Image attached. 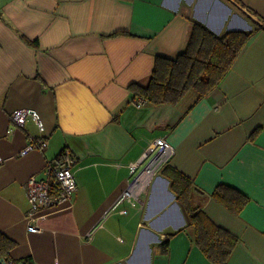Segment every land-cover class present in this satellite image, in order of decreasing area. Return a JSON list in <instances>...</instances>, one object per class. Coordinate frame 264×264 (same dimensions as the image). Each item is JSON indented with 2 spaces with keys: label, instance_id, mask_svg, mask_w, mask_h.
<instances>
[{
  "label": "crops",
  "instance_id": "0c3cea01",
  "mask_svg": "<svg viewBox=\"0 0 264 264\" xmlns=\"http://www.w3.org/2000/svg\"><path fill=\"white\" fill-rule=\"evenodd\" d=\"M217 35L252 31L217 87L154 105L146 84L156 55L186 45L191 22ZM129 34L113 35L117 31ZM192 91V90H191ZM39 112L47 146L18 155L29 135L10 112ZM164 136L171 165L199 192L193 201L237 237L228 264H264V0H0V233L31 264H213L184 227L161 170L141 195L103 217L124 190L129 164ZM77 158L71 206L27 229V179L44 178L64 149ZM220 182L249 201L239 213L211 197ZM124 210L122 212L121 210ZM92 231L90 236L89 232ZM172 232L168 248L161 242Z\"/></svg>",
  "mask_w": 264,
  "mask_h": 264
},
{
  "label": "trees",
  "instance_id": "16d2710c",
  "mask_svg": "<svg viewBox=\"0 0 264 264\" xmlns=\"http://www.w3.org/2000/svg\"><path fill=\"white\" fill-rule=\"evenodd\" d=\"M118 34L129 32L120 30L113 33ZM251 34L252 31L229 30L217 35L201 23L192 21L184 49L173 57L156 55L148 82L132 83L130 90L154 105L177 104L191 90L200 99L217 87ZM167 164L161 172L169 180L170 189L184 212L186 223L183 229H189L195 244L213 264H228L237 237L215 223L193 201V194L199 192L193 180ZM211 197L234 213L242 211L250 199L239 188L222 182L211 191ZM172 234L169 232L161 242L162 251L167 250ZM13 245L8 237L0 233V260L4 258L5 264H31L29 258H11Z\"/></svg>",
  "mask_w": 264,
  "mask_h": 264
},
{
  "label": "built area",
  "instance_id": "2783aa9c",
  "mask_svg": "<svg viewBox=\"0 0 264 264\" xmlns=\"http://www.w3.org/2000/svg\"><path fill=\"white\" fill-rule=\"evenodd\" d=\"M9 116L12 124L18 127H24L25 123L31 119L39 132L38 136H28L26 145L18 155H24L33 149H44L47 146L45 124L38 111L19 107L13 109ZM173 152L172 145L164 136L149 141L141 156L129 164L130 176L126 187L117 200L104 210L103 217L116 209L120 203L142 204L141 195L147 190L161 168L169 162ZM76 161L77 158L71 150L65 148L55 158L47 161L44 178H36L32 175L27 179L26 193L29 208L25 213V219L28 231H41V220L53 212L71 206L73 195L77 189L73 169ZM0 162H2L1 157ZM121 211L124 212L123 209Z\"/></svg>",
  "mask_w": 264,
  "mask_h": 264
},
{
  "label": "rangeland",
  "instance_id": "374dc122",
  "mask_svg": "<svg viewBox=\"0 0 264 264\" xmlns=\"http://www.w3.org/2000/svg\"><path fill=\"white\" fill-rule=\"evenodd\" d=\"M191 94H194V92L193 91H189L187 93V95L185 96L184 102H183L184 104L188 102V98H192L193 97Z\"/></svg>",
  "mask_w": 264,
  "mask_h": 264
},
{
  "label": "water",
  "instance_id": "95a60500",
  "mask_svg": "<svg viewBox=\"0 0 264 264\" xmlns=\"http://www.w3.org/2000/svg\"><path fill=\"white\" fill-rule=\"evenodd\" d=\"M0 264H5V260H4V258H1V260H0Z\"/></svg>",
  "mask_w": 264,
  "mask_h": 264
}]
</instances>
